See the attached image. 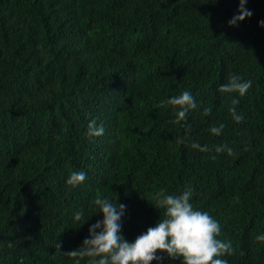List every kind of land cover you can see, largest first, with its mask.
Wrapping results in <instances>:
<instances>
[{
    "label": "trees",
    "instance_id": "obj_1",
    "mask_svg": "<svg viewBox=\"0 0 264 264\" xmlns=\"http://www.w3.org/2000/svg\"><path fill=\"white\" fill-rule=\"evenodd\" d=\"M238 4L0 0V264H75L66 254L102 218L95 198L127 206L132 241L159 220L156 193L186 189L220 222L228 264H264V0L229 26ZM229 73L252 81L240 122L229 113L238 94L217 91ZM185 89L197 107L177 124L165 102ZM92 119L103 135L88 136ZM72 171L87 174L77 187Z\"/></svg>",
    "mask_w": 264,
    "mask_h": 264
},
{
    "label": "clouds",
    "instance_id": "obj_2",
    "mask_svg": "<svg viewBox=\"0 0 264 264\" xmlns=\"http://www.w3.org/2000/svg\"><path fill=\"white\" fill-rule=\"evenodd\" d=\"M247 2L248 0H239L237 12L227 22L229 26H238L252 16V11L246 8ZM258 24L264 26V21H259ZM251 87L250 79H244L236 73H229L226 82L217 87L220 93L238 94L232 98V106L229 108V113L236 122L243 119L236 107L239 97L245 96ZM165 103L172 107L175 113L174 123L177 124L185 121L188 112L197 107L195 98L187 89L179 95L170 96ZM224 127L221 122L211 126L209 131L214 136H220ZM87 134L89 137H99L104 134V127L95 119L89 120ZM177 143H184L183 137H177ZM191 147L202 153L210 151L207 144L199 142H192ZM214 152L232 155L233 149L220 144L214 146ZM86 175L84 171H72L65 183L77 187L86 180ZM154 199L159 209L163 210L159 220L129 241L122 233V218L127 206L117 200L112 202L104 196L95 198L92 203L98 210L96 213H100L102 218L89 226L88 235L81 245L66 255L77 258L75 264H80L81 260L85 264H151L153 261L161 264L163 255L158 254L159 250V253L170 259H178L180 264H228V260L222 257L232 254L231 242L219 238L222 228L216 218L207 211L194 207L191 189H186L179 195L158 192ZM83 215L82 210L75 211L74 222L81 221ZM85 222L79 223L78 227ZM258 238L264 239V235Z\"/></svg>",
    "mask_w": 264,
    "mask_h": 264
}]
</instances>
